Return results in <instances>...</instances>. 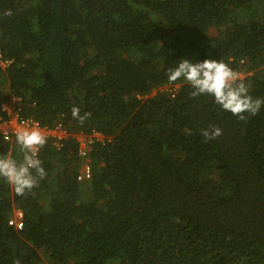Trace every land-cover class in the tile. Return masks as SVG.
Returning a JSON list of instances; mask_svg holds the SVG:
<instances>
[{
  "label": "trees",
  "instance_id": "16d2710c",
  "mask_svg": "<svg viewBox=\"0 0 264 264\" xmlns=\"http://www.w3.org/2000/svg\"><path fill=\"white\" fill-rule=\"evenodd\" d=\"M0 54V102L111 139L85 181L73 137L40 149L31 192L0 179V264H264V105L241 121L167 79L217 59L264 99V0H0ZM0 155L22 158L15 139Z\"/></svg>",
  "mask_w": 264,
  "mask_h": 264
},
{
  "label": "clouds",
  "instance_id": "9594fccd",
  "mask_svg": "<svg viewBox=\"0 0 264 264\" xmlns=\"http://www.w3.org/2000/svg\"><path fill=\"white\" fill-rule=\"evenodd\" d=\"M4 15L11 16V10H6ZM181 78L192 87L191 97L211 96L224 111L241 121L246 120L245 113L255 116L264 105V99H254L249 95L248 85L221 60L205 59L191 63L187 59H181L174 69L168 71L167 79L169 83H173ZM71 114L81 124L90 116V113L81 116L77 107L71 109ZM222 134L223 130L215 125L201 130L205 142L217 139ZM46 142L47 138L39 128L22 127L15 134V143L22 158L17 160L8 155H0V179L11 185L17 195L24 196L31 192L47 175L38 158L39 150ZM15 264H19V261Z\"/></svg>",
  "mask_w": 264,
  "mask_h": 264
},
{
  "label": "built area",
  "instance_id": "2783aa9c",
  "mask_svg": "<svg viewBox=\"0 0 264 264\" xmlns=\"http://www.w3.org/2000/svg\"><path fill=\"white\" fill-rule=\"evenodd\" d=\"M9 63L3 61L0 54V65L2 67L7 66ZM171 90L169 87L165 86L162 88L164 91L173 93L175 86ZM22 127H36L41 130V132L46 136L47 141L55 150H60L70 137L75 139L77 143V154L78 156L84 158L77 172L76 179L78 181H85L90 178V167L87 163L86 153L90 146L95 144L104 145L110 142V138L105 137L100 132L92 131L89 135H83L81 133L77 135H71L67 129L60 123L53 126L42 125L37 120L31 117H26L21 114L20 98L9 97L5 101L0 102V140L3 142L11 143L15 139L16 132ZM40 152V150H39ZM39 155V153H38ZM13 225L16 229L21 228L20 223L14 222Z\"/></svg>",
  "mask_w": 264,
  "mask_h": 264
},
{
  "label": "rangeland",
  "instance_id": "374dc122",
  "mask_svg": "<svg viewBox=\"0 0 264 264\" xmlns=\"http://www.w3.org/2000/svg\"><path fill=\"white\" fill-rule=\"evenodd\" d=\"M239 77L242 78L243 76H242V75H239ZM163 90H164V89H163ZM168 90H171V89H168ZM14 218H15V220H16V221H15L16 223H20V222H21V221H20V220H21V219H20V214H19L18 212L14 213Z\"/></svg>",
  "mask_w": 264,
  "mask_h": 264
}]
</instances>
